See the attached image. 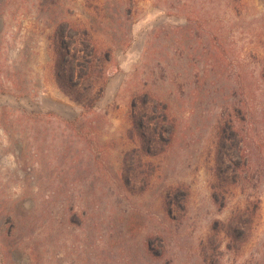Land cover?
<instances>
[{
  "label": "rangeland",
  "instance_id": "rangeland-1",
  "mask_svg": "<svg viewBox=\"0 0 264 264\" xmlns=\"http://www.w3.org/2000/svg\"><path fill=\"white\" fill-rule=\"evenodd\" d=\"M109 1L0 0V204L67 187V223L56 218L39 264H264V0H123L120 24L97 12ZM121 26L105 93L85 110L58 65L59 29L110 41ZM143 90L168 98L175 135L151 144L149 176L135 179ZM235 108L252 179L215 199L219 117ZM39 171L51 172L46 186ZM248 199L261 201L252 239L230 247L225 224ZM29 253L14 249L10 263L0 243V264H31Z\"/></svg>",
  "mask_w": 264,
  "mask_h": 264
},
{
  "label": "trees",
  "instance_id": "trees-1",
  "mask_svg": "<svg viewBox=\"0 0 264 264\" xmlns=\"http://www.w3.org/2000/svg\"><path fill=\"white\" fill-rule=\"evenodd\" d=\"M122 5L123 0H113L101 3L99 5L101 10L98 7L96 9L103 21L120 24L124 21ZM128 29L121 26L116 31L127 32ZM59 32L60 42L57 48L62 60L58 61V65L65 72V79L73 89V98L75 97L85 110H91L96 107L105 93L111 77L109 67L113 62L114 53L122 46L123 37L119 33L112 36L110 41H106L96 37L92 30L80 27L70 29L61 27ZM133 106L138 107V113L135 111L133 116L134 128L136 127L133 133L142 144L139 145L137 158L130 160L126 171L135 179L138 177L145 179L149 176L148 167L151 166V163L145 160V157L151 153V144L159 149H165L174 142V131L171 130L172 126L168 127L169 124L172 125L174 119L170 114L168 98L158 91H141L135 96ZM230 112L227 114L224 110L218 122L216 174L213 184L215 199L218 197V191H222L224 187L232 186L231 189L233 187L237 189L243 185L245 190V185L252 179L247 168L253 158L243 152V132L240 128L236 129L233 121L234 116L239 118L241 110L235 108ZM256 175L259 181H264V172H256ZM50 176L51 172L39 171L33 182L37 181L38 185L46 186L44 180L50 179ZM60 176L63 178V172H60ZM67 191L65 184L60 182L52 192L53 197L39 204L35 202L30 207H26L20 200L0 204V224L9 218L13 225L7 235L3 234V229L0 228L1 248L5 250L7 261L14 263V249H22L30 252L29 263L39 264L40 249L47 247L48 240L54 238L55 233L58 232L55 226L56 218L63 224L61 227L67 223L66 213L69 208L72 209L67 199ZM169 199L166 202L167 207H169ZM260 203L259 199H248L243 207L232 212L231 218L225 224L230 247L239 244L242 247L251 241L254 223L260 217ZM38 232L40 236H45L44 240L36 236ZM150 246L151 241H146L145 247ZM212 264L215 262L212 261Z\"/></svg>",
  "mask_w": 264,
  "mask_h": 264
}]
</instances>
